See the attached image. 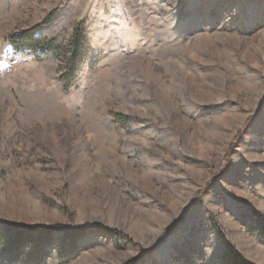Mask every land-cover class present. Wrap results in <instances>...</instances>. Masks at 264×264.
Instances as JSON below:
<instances>
[{"label":"rangeland","instance_id":"obj_1","mask_svg":"<svg viewBox=\"0 0 264 264\" xmlns=\"http://www.w3.org/2000/svg\"><path fill=\"white\" fill-rule=\"evenodd\" d=\"M0 264H264V0H0Z\"/></svg>","mask_w":264,"mask_h":264},{"label":"trees","instance_id":"obj_2","mask_svg":"<svg viewBox=\"0 0 264 264\" xmlns=\"http://www.w3.org/2000/svg\"><path fill=\"white\" fill-rule=\"evenodd\" d=\"M74 43L76 44V46H78V48L75 47V50H76V51L78 52V54H79V56H77V58H81L82 55L84 56V54H85V53H84V50H83V47H82L83 45H81V41H80V39H76V37H75ZM78 44H79V45H78ZM82 50H83V51H82ZM84 228H85V227H84ZM84 228L75 229L74 232L80 234V233L83 232ZM42 231H44V232H51V231H52V228L43 229Z\"/></svg>","mask_w":264,"mask_h":264}]
</instances>
